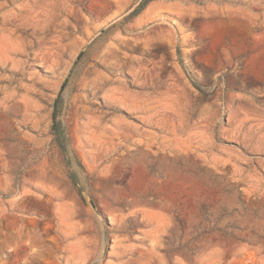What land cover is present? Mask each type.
<instances>
[{
	"label": "rangeland",
	"instance_id": "1",
	"mask_svg": "<svg viewBox=\"0 0 264 264\" xmlns=\"http://www.w3.org/2000/svg\"><path fill=\"white\" fill-rule=\"evenodd\" d=\"M0 264H264V0H0Z\"/></svg>",
	"mask_w": 264,
	"mask_h": 264
},
{
	"label": "bare ground",
	"instance_id": "2",
	"mask_svg": "<svg viewBox=\"0 0 264 264\" xmlns=\"http://www.w3.org/2000/svg\"><path fill=\"white\" fill-rule=\"evenodd\" d=\"M117 94H118V92H117ZM120 97V96H119ZM119 100L123 103V104H129V106H133L132 105V103L133 102H131L130 101V99L128 98V96H124V94L119 98ZM131 103V104H130Z\"/></svg>",
	"mask_w": 264,
	"mask_h": 264
}]
</instances>
